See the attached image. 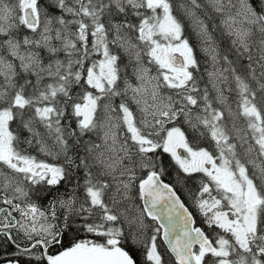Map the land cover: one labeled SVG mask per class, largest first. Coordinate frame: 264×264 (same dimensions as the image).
Returning a JSON list of instances; mask_svg holds the SVG:
<instances>
[{
	"label": "snow or ice",
	"instance_id": "snow-or-ice-1",
	"mask_svg": "<svg viewBox=\"0 0 264 264\" xmlns=\"http://www.w3.org/2000/svg\"><path fill=\"white\" fill-rule=\"evenodd\" d=\"M0 264H264V0H0Z\"/></svg>",
	"mask_w": 264,
	"mask_h": 264
}]
</instances>
